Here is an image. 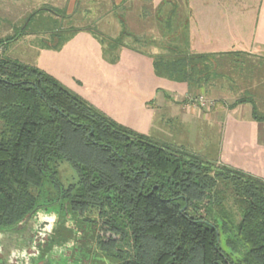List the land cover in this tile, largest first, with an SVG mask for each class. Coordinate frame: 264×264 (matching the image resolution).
<instances>
[{
	"label": "trees",
	"instance_id": "trees-1",
	"mask_svg": "<svg viewBox=\"0 0 264 264\" xmlns=\"http://www.w3.org/2000/svg\"><path fill=\"white\" fill-rule=\"evenodd\" d=\"M161 10V52L151 55L155 73L207 94L219 74L218 56L237 58L242 51H191L186 0H168ZM65 15L40 7L0 38V231L19 234L38 209L52 212L59 201L61 214L79 222L81 237L61 223L48 243H38L32 264H264L263 178L138 133L36 65L5 54L8 45L41 32L51 36L48 48L59 49L91 30L109 54L137 49L124 41L128 35L141 41L128 30L110 37L92 26L66 29L57 21ZM246 101L263 123L254 100L241 98L231 107ZM62 161L75 168V181L61 180ZM42 196L49 202L39 203ZM23 233L18 236L31 245ZM72 241L71 255H54L55 246Z\"/></svg>",
	"mask_w": 264,
	"mask_h": 264
},
{
	"label": "crops",
	"instance_id": "crops-1",
	"mask_svg": "<svg viewBox=\"0 0 264 264\" xmlns=\"http://www.w3.org/2000/svg\"><path fill=\"white\" fill-rule=\"evenodd\" d=\"M109 1L114 8L110 14L118 22V27L114 26L113 29L112 25L111 28L114 32L106 31L103 28L97 29L110 37H118L124 30H128L131 34L139 37L141 41L136 43L131 35L126 36L124 41L133 44L137 49L120 47L113 54H109L94 32L82 30L71 36L59 49H46L47 53L34 65L54 76L61 84L63 82L78 90L81 95L107 112L110 111L108 99L117 93V91H110L107 87L118 84L126 85L140 98V109L135 111V113L141 114L140 118L143 117L142 114L146 113L145 117L153 123L154 109L150 108L146 111V108H149V104H151L153 107H160L164 113L166 112L164 117L167 116L170 120H177L183 124L182 130H178V132L187 131V124L193 117L199 115L198 107L193 104L195 96L206 94L201 89L190 93L187 83L175 82L157 76L151 57V55L161 52L158 44L161 36L159 18L162 11L161 6L168 0H138L140 1L139 9L133 12L129 8V3L132 0ZM202 1L205 3L212 0ZM220 1L223 0H214V2ZM247 1L258 3V14L254 26L248 30L240 26L233 29L231 26V31L241 35L247 33L251 36L246 38L240 36L238 46H234L238 47V50L233 51H242L241 57L221 56L219 74L214 80L213 86L208 88L207 95L216 90L218 97H235L231 103L220 99L219 102L224 105L222 107L216 108L214 105L212 107L213 103L209 107L210 110L212 108V114L217 111V114L222 115L218 163L264 178V122L254 120L251 102H240L231 107L238 99L247 98L254 100L256 107L264 112V0ZM186 3L189 16L190 50L195 53L226 51L207 50L204 47L209 40L208 32L201 30L202 22H198L194 18L189 0H186ZM117 7L123 9L115 10ZM224 14V12L215 11V17L218 16L223 20ZM236 14L232 12L231 18L237 17ZM119 15L123 16V23ZM102 18L97 20L100 28ZM224 21L228 24L226 20ZM229 25H232L231 21ZM229 31L227 30L228 33ZM223 32L226 33L223 29L213 32L215 35L217 34L215 41L219 40L221 43L222 36L220 34ZM235 61L239 65H243L241 69L240 67L238 69L231 68ZM160 90L162 96H159L161 95ZM169 92L173 94V97L172 94L169 95ZM84 97L82 98L85 99ZM87 99L85 100L87 101ZM249 165H253L257 169V174L251 170ZM19 245L21 242L17 241L14 231H0V258L6 261L5 264H12L9 262V258L14 255L15 246L20 248ZM24 258L25 256H22V262L26 260L25 262L28 264L30 260Z\"/></svg>",
	"mask_w": 264,
	"mask_h": 264
},
{
	"label": "rangeland",
	"instance_id": "rangeland-1",
	"mask_svg": "<svg viewBox=\"0 0 264 264\" xmlns=\"http://www.w3.org/2000/svg\"><path fill=\"white\" fill-rule=\"evenodd\" d=\"M75 1L76 0H0V38H6L7 36L13 35L16 31V27L21 26L34 10L47 6L57 8L61 12L63 11V14H66L63 17H57L58 24L66 29L71 27L81 28L92 26L93 28H99V30L103 28L106 31L114 32V26L118 27V22L110 14L113 12L114 8L109 0H79V3L74 6ZM180 1L181 0H172L173 3ZM139 2L140 1L138 0H132L129 3L131 12L139 9ZM189 3L190 10H192L194 18L203 24L201 30H206L208 32L207 35L209 40L204 46L207 50H238V47H234L238 46V38H240V36H243L244 38L251 36L247 33H244L243 35L232 33L231 29L232 27L235 29L236 26H240L246 30L252 29L258 14V3L256 1L223 0L220 2H214V0H212L204 3L202 0H189ZM121 8L117 7L115 10L121 11L124 7L122 9ZM215 11L224 12V20H226L228 24H226L222 18L218 16L215 17ZM232 12H235V14L238 13L236 14L237 17L231 18ZM43 16L54 18V15H52L50 12L44 13ZM199 16L201 17L200 19ZM101 18L103 21L100 28L97 20H100ZM230 21L232 22V25H229ZM129 24L132 25V23ZM112 25L113 29L111 28ZM38 28L42 31L44 29V27ZM222 29L227 34L224 32L223 34H220L222 36L220 43L219 40L215 41L217 34L215 35L213 32ZM227 30H230L229 33ZM50 39V34H46L44 32H41V34L37 35H27L5 47L4 52L5 54L14 56L20 60H23L24 62L37 64L38 60H40L41 57L47 53V44H52ZM57 41L58 39L55 40V42ZM130 45L133 44L130 43ZM0 52H3V49H0ZM218 60L221 61V55L218 56ZM242 66L243 65L234 63V66L232 65L231 68L238 69L240 67L241 69ZM159 84H162V82H159ZM62 85L80 97H84L79 93L78 90L71 88L63 82ZM107 89L110 91H117V93H115L111 99H108V106L110 108V111L108 112L103 110L102 107L95 105V103L89 99L85 97L84 98L87 99V102L94 106L97 110H100L113 120L132 128L138 133L148 135L155 140H158L160 143H166L173 146L177 144L184 145L189 152L198 154L204 159L218 163L221 141L220 135L222 131L220 121L222 119V115L219 113L217 114V111L216 113L212 114V108L210 110L209 107L211 106V103H213L212 107L213 105L216 108L222 107L224 105L219 102L220 99H224L226 103H231L234 101L235 97H218L216 90H214L213 93L204 95L207 100V106L205 108L200 106L197 108L199 115L193 117L190 123L187 124V131L181 133L178 132V130H182L183 124L177 120H170V118L167 116L164 117L166 112L164 113L160 107H153L151 104H149V108H146V111L150 108L154 109V113L152 114V117L154 118L153 123L145 117L146 113L142 114L143 117L140 118L141 114L135 113V111L140 109V98L135 94V92L130 91L126 85H109ZM160 93L161 95L159 96H162L161 90ZM170 94L172 93L169 92V95ZM171 96L173 97V94ZM195 97L197 98V96ZM146 121H148L147 125ZM2 124L3 122L0 121V126ZM249 167L257 174L258 171L253 165H249ZM59 174L61 180L65 184L77 179V172L75 168L67 161H62L60 163ZM50 190L51 195L53 194V190ZM47 200V198L42 196L39 203H48L49 201ZM51 209L57 212V214L50 212L44 207H41L36 213H34L24 223H22L21 226H19L21 227V230L23 229L22 232L25 233L26 237L30 236L32 238V242L31 245L29 244L30 246L28 245V248L23 249L24 251L19 249L15 250L14 255L9 258V262L12 264H23L25 261H21L22 256H25L24 259L30 260L34 255L37 254L38 243H48V241H50V236L53 229L65 222L66 219L64 217H68L70 219V221L66 223L68 226L81 231L79 222H75V220H73L74 218H72L70 215L65 216L61 214L59 211V201L55 202ZM61 219L63 221L58 222ZM22 232H19V234L15 232L17 240L19 239L18 235H22ZM79 236L81 237L80 233ZM72 243L73 242H69L67 244L68 246L56 247L55 254L70 255L73 245ZM75 245H77V243H75ZM222 247L227 252H230V245L228 246L223 243ZM30 263L32 262L30 261Z\"/></svg>",
	"mask_w": 264,
	"mask_h": 264
},
{
	"label": "flooded vegetation",
	"instance_id": "flooded-vegetation-1",
	"mask_svg": "<svg viewBox=\"0 0 264 264\" xmlns=\"http://www.w3.org/2000/svg\"><path fill=\"white\" fill-rule=\"evenodd\" d=\"M43 208V207H42ZM53 213H55V214H57V212H55L54 210L52 211ZM68 215H70V214H68ZM66 216V215H65ZM71 216V215H70ZM72 217V216H71ZM66 220H65V224L68 222V221H70V219L68 218V217H64ZM73 218V217H72ZM73 220H75V222H77L76 221V219L74 218ZM63 220L61 219V220H59L58 222H62ZM67 225V224H66ZM74 229V228H73ZM74 233H76V236L77 237H79V233H80V235H81V231H79V230H77V229H74ZM73 242V241H72ZM45 243H47V242H43L42 244H41V246H44V244ZM73 244V243H72ZM68 246V245H67ZM56 247H60V246H55L54 248L56 249ZM76 248V247H75ZM55 249H53V251L55 250ZM73 251L71 250V253H72ZM55 256H57L58 257V255L59 254H54ZM71 255V254H70ZM66 256H69V255H66ZM77 256V255H76ZM22 261V260H21ZM26 261V260H25ZM30 261H31V259H30ZM23 264H26V262L25 263H23ZM28 264H32V263H30V262H28Z\"/></svg>",
	"mask_w": 264,
	"mask_h": 264
},
{
	"label": "built area",
	"instance_id": "built-area-1",
	"mask_svg": "<svg viewBox=\"0 0 264 264\" xmlns=\"http://www.w3.org/2000/svg\"><path fill=\"white\" fill-rule=\"evenodd\" d=\"M193 104H195L197 107L200 106L205 108L207 106V100L204 95H200L193 101Z\"/></svg>",
	"mask_w": 264,
	"mask_h": 264
},
{
	"label": "water",
	"instance_id": "water-1",
	"mask_svg": "<svg viewBox=\"0 0 264 264\" xmlns=\"http://www.w3.org/2000/svg\"><path fill=\"white\" fill-rule=\"evenodd\" d=\"M186 207H187V205H185L184 208H186ZM218 240H219V238H218ZM17 241H18V242L20 241V242H21V245H19L20 248H19L18 246H15V249H16V250L19 249V250L24 251L23 249L28 248V247L26 246V240L22 239V237H19V240H17ZM24 245H25V246H24ZM0 259H2V258H0Z\"/></svg>",
	"mask_w": 264,
	"mask_h": 264
}]
</instances>
